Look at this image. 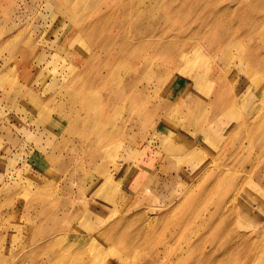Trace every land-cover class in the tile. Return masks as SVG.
Wrapping results in <instances>:
<instances>
[{
    "label": "rangeland",
    "instance_id": "obj_1",
    "mask_svg": "<svg viewBox=\"0 0 264 264\" xmlns=\"http://www.w3.org/2000/svg\"><path fill=\"white\" fill-rule=\"evenodd\" d=\"M20 1L8 0L22 8L23 23L38 25L33 43L45 51V60L36 61L33 68H25L23 73L29 75L25 93L16 94L22 90L9 81L15 78V71L8 67L14 65L13 57L19 50L0 49L1 57L6 59L0 74L3 79L0 82V264H193L215 249L218 258L211 264L223 263V259H227L226 264H249L251 260L250 264H264L262 219L256 218L250 225L241 223L244 210L231 214L226 233H247V240L255 247L247 254L220 255L226 241H208L207 237L218 233L223 225L221 212H214L221 194L218 190L200 192L202 185L216 183L213 174L228 171L230 181L220 191L228 192L225 194L228 199L235 192L234 178L250 175L246 171L250 170L258 149L254 146L240 151L241 141L248 145L243 138L246 132L234 128L235 121L224 114L218 123L228 128L207 137L204 126L211 116L207 106L211 96L196 97L191 107L176 105L171 97L172 89L186 69L177 58L170 62L153 54L146 55L151 75L141 77L140 81L146 92L144 100L117 104L114 108L120 126L123 125L117 139L108 144L97 139L98 130L93 122L107 101L103 90H91L87 125L71 132L69 118H83L85 113L76 105L61 104V96L50 100L60 86L55 82L57 75L75 66L81 69L82 62L77 65L67 47L52 55L51 41L55 34L66 30L68 20L61 14L53 15L55 11L40 18L39 11L45 2H39L42 4L30 11ZM146 2V5L150 3L146 11L149 19H155L167 8L166 0ZM9 10V16H14L12 6L5 7L1 14H8ZM99 11L91 9V17H97ZM175 25L181 27L177 21ZM0 27L6 29L9 24L2 22ZM159 28L154 32L159 33ZM166 28L174 38L189 33L185 26ZM6 35L0 32V42ZM21 39H25L24 34ZM240 53L231 50V60L222 52L218 54V58L222 56L218 59L219 76L227 77L229 84L236 81L237 94L245 93L247 88L245 72L238 78L235 73L240 66ZM17 66L16 74H19L23 68L21 63ZM85 83L79 77L72 87L76 89ZM229 84L226 83L228 88ZM168 101L171 106L166 104ZM155 108H158L156 113ZM172 113L175 117L171 118ZM198 118L200 124L196 126ZM105 180L109 181L108 191H101ZM252 180L255 189L262 190L264 167ZM41 185V191L36 192ZM241 192L244 198L241 203L250 200L253 192ZM188 196L197 199L194 206L189 202L177 209L178 202ZM252 205L257 207L258 203ZM126 216L132 222L122 233L121 226L126 224L122 219ZM209 217L214 222L211 227L204 222ZM143 225L152 229L145 238L133 234ZM53 230L55 233L68 230L67 240L79 237L83 247L59 244L56 251L47 252L41 244Z\"/></svg>",
    "mask_w": 264,
    "mask_h": 264
},
{
    "label": "bare ground",
    "instance_id": "obj_2",
    "mask_svg": "<svg viewBox=\"0 0 264 264\" xmlns=\"http://www.w3.org/2000/svg\"><path fill=\"white\" fill-rule=\"evenodd\" d=\"M30 1V4L23 0L20 3L25 9L33 11L38 4H42L39 2H45L43 10L39 11L40 18L47 12L55 11L53 15L61 14L68 20L66 30L55 34L54 40L51 41L52 55L55 56L62 47H67V51L71 50L72 52L70 56L74 62L77 65L82 62L81 69L75 66L63 71L57 77L55 76V82L60 86L50 98L52 101L55 96H61V104L76 105L85 113L83 118H69L68 130L71 132L87 125V118L91 115V96L89 94L91 90L94 92L103 90L107 101L104 102L100 116L93 122L94 128L98 130L97 139L101 138L102 144H108L119 137L123 125L120 126L121 122L118 121L119 117L116 116L117 111L114 108L117 104L139 103L144 100L146 92L140 87L141 77L151 75L149 74L151 64L146 59L147 54L156 55L159 59L170 62L177 58L180 65L186 69V73L174 83L172 89L171 97L176 105L185 104L186 107H191L194 105L196 97L204 99L211 96L207 103L211 116L204 126L207 137H210V133H214V131L219 133L228 128L224 125L219 126L218 123L222 121L224 114H229L232 118L231 121H235L234 128H242L246 132L243 138L248 141V145L244 146L241 141L239 143L240 151L248 147L253 149L254 146L258 149L256 156L251 160L250 170L246 171V174L250 173L252 177L248 175L234 178L235 192L228 199L225 195L228 192H220L230 181L228 171L213 174L216 177V183L202 185L200 192L218 190L221 194L220 201L215 203L214 212H221L223 225L218 233L216 231L215 235H209L210 239L207 237V240L222 239L226 241L220 255L250 253V249L255 246L252 244L253 242L247 240V233L229 234L230 231L226 233V226L231 214L235 215L239 213V210H244L242 215L244 219H241V223L251 225L256 218H261L264 225V186L262 190L258 187L256 190L252 185V179L264 167V0H166L165 12L160 13L155 19H149L146 15L148 5H150L149 0L148 5H146V0ZM11 6L14 8V16H9L11 10L8 14H1L5 7ZM102 6L105 7L104 10ZM93 8L100 10L95 18L91 17ZM22 16V8L19 9L16 4L9 3L8 0H0V23L9 24L6 29L0 27V32L7 34L1 38L0 49L5 47L19 50L18 55L13 57L12 65H14L7 66L15 71V78L9 81L18 85V88L22 90L15 92L16 94L25 93V82L29 79V75L23 73L25 68L27 66L33 68L36 61L41 63L45 60V51L41 48L38 49L33 43V35L38 25L23 23ZM175 21L181 27H176ZM183 26H185V30H189L188 35L175 38L169 35L166 28L178 29ZM157 27H160L159 33L154 32ZM149 30L151 31L148 32ZM22 34L25 35V39H21ZM190 41L193 42L189 46ZM241 42H245L246 45ZM231 50L241 52L238 56L240 66L235 73L238 78L243 71L245 72L247 87L245 93L237 94V82L229 84L227 77L219 76L221 70L218 72V59H221L222 56L218 58V54L222 52L223 55L226 54L227 60H231L233 59L229 55ZM5 60L0 54V74L2 63ZM19 63H21L23 71L16 74ZM79 77L84 78L86 83L75 89L72 87V83H75ZM2 81L0 75V82ZM31 81L32 79H30V83ZM226 83L230 85V88ZM203 84L208 86H203ZM98 86L101 87L100 90H97ZM12 89L11 92L14 93L13 85ZM166 104L172 105L169 101ZM154 111L156 113L158 108H155ZM174 114L172 113L170 117H175ZM193 117L195 118L194 115ZM197 121L196 126L199 123V118ZM231 134L234 136L232 132ZM242 160L247 159L243 158ZM237 163H239L238 160ZM241 172L244 173V170ZM211 176L210 172L208 177L211 178ZM106 186H109V181L105 180L100 190L108 191ZM42 187L43 185L39 186L36 192H40ZM242 190L253 193L250 200L241 203V200L244 199ZM198 198L200 197L198 196ZM196 200V198L190 199L188 196L182 202H178L177 209H182L184 204L189 202L193 207ZM254 202L258 203L257 207H253L252 203ZM224 210H226V214L223 215ZM130 218L126 216L122 219L126 223L121 226L122 233L125 232ZM204 222L209 227L214 223L210 217ZM151 231V226L143 225L133 234L145 238ZM69 233L68 230L61 233H55L53 230L43 238L41 247L47 252L56 251L59 244L60 246L66 245V247L68 245L69 248L77 245L83 247L79 237L76 240L68 241ZM233 236H235V242L232 240ZM216 250L208 251L193 264H211L218 258ZM261 250L263 252L264 247H261ZM226 261L227 259H223V263L218 264H226Z\"/></svg>",
    "mask_w": 264,
    "mask_h": 264
}]
</instances>
